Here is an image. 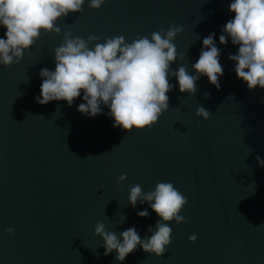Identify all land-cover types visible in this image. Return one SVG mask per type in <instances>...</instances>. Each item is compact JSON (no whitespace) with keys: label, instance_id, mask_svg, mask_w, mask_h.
I'll use <instances>...</instances> for the list:
<instances>
[{"label":"water","instance_id":"1","mask_svg":"<svg viewBox=\"0 0 264 264\" xmlns=\"http://www.w3.org/2000/svg\"><path fill=\"white\" fill-rule=\"evenodd\" d=\"M231 2L105 0L92 10L85 0L82 12L57 21L60 35L41 33L19 64L0 66V264H117L115 251L104 255L95 225L150 236L159 217L147 203L133 208L128 194L136 184L146 193L162 181L187 198L185 222L169 223L172 241L162 256L138 247L121 264H264V167L256 161L264 160V89L249 91L228 59L238 46L219 44L234 18ZM170 25L183 28L173 43L184 56L171 69L183 64L192 75L203 39L215 34L224 70L219 90L201 77L189 96L173 76L168 110L150 130L129 133L113 128L104 105L95 117L80 114L83 92L71 107L36 102L39 73L54 71L64 31L100 42L123 35L130 43ZM4 32L0 27V38ZM201 106L207 121L195 116ZM145 209L148 216L138 217Z\"/></svg>","mask_w":264,"mask_h":264},{"label":"clouds","instance_id":"2","mask_svg":"<svg viewBox=\"0 0 264 264\" xmlns=\"http://www.w3.org/2000/svg\"><path fill=\"white\" fill-rule=\"evenodd\" d=\"M105 0H88V7L98 10ZM85 0H0V27L5 29L0 38V66L8 68L19 64L27 52L44 35H60L61 27L57 21L69 13L83 11ZM229 12L234 18L223 27L219 44L226 45L231 40L238 46L236 54H230L234 62L237 79L247 85L249 91L264 89V0H232ZM181 26H169L155 31L151 36H138L130 43L123 35L100 37L89 35L87 39L73 36L70 30L63 32L62 41L53 50L55 69H41L40 95L36 97L39 105L52 101H64L69 107L81 96L83 102L77 111L82 115L95 117L102 112L101 105L109 109L113 128L119 127L129 133L150 130L161 115L169 108L168 93L173 85L170 78L177 80L180 93L194 96L197 81L206 77L209 84L217 90L223 75L220 63L221 50L214 42L215 34H209L202 41L199 58L192 65L196 75L181 64L173 71L171 65L184 56H177L175 38L181 34ZM205 93L204 98H210ZM195 116L207 121L210 112L203 106L197 108ZM257 164L264 167V160L256 157ZM126 175H121L122 183ZM149 204L159 217L155 227H149L150 236L141 238L135 227H130L117 235L106 230L104 222L94 227V236L103 241L104 255L116 252L117 264L139 247L148 255L160 257L172 241V228L185 222L180 215L187 204V198L171 182H159L154 190L142 192L139 184L131 187L128 204L133 208L137 203ZM140 218L148 216L145 209L137 213ZM125 219V218H124ZM117 222L114 227L124 222ZM9 236L14 229H7ZM196 236L189 237L193 243Z\"/></svg>","mask_w":264,"mask_h":264}]
</instances>
